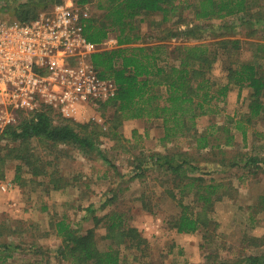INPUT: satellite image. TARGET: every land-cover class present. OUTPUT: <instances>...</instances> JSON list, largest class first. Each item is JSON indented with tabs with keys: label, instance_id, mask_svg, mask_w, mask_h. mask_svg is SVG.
Listing matches in <instances>:
<instances>
[{
	"label": "rangeland",
	"instance_id": "rangeland-1",
	"mask_svg": "<svg viewBox=\"0 0 264 264\" xmlns=\"http://www.w3.org/2000/svg\"><path fill=\"white\" fill-rule=\"evenodd\" d=\"M97 4V0L84 4L81 12L86 16L99 14ZM56 5H42L39 10L47 12ZM256 11L251 19L235 14L224 20L198 22L210 29L202 38L188 42L211 44L218 54L211 70L217 83L226 82L228 68L236 61H264V8L262 13ZM11 18L12 11H0V20ZM234 40L239 43L234 44ZM186 41L183 37L168 40L172 48ZM250 102L249 88L234 87L220 103L219 113L199 118L200 130L216 122L229 126L235 134L232 145L214 150H198L190 135L165 139L163 119L123 118L115 106L99 104L74 116L58 115L57 121L65 117L100 125L96 128L101 132L99 147L86 154L73 144L54 146L33 138L31 151L48 174L34 176L27 165L18 168L21 160L8 156L0 163V244L10 246L1 248L0 255H6V260L0 259V264H70L60 254L63 238L56 231V222L64 218L78 233L94 229L99 246L105 248L109 242L105 215L114 210L124 212L127 223L138 227L146 239L141 249L121 244L122 255L130 263L250 264V255L264 254V162L258 165L251 159L264 158V110L249 122ZM241 118L246 136L244 129L236 127ZM2 132L0 152L8 142L15 145ZM226 133L219 129L221 142ZM171 155L185 157L196 167L187 163L186 174L179 176L166 162ZM191 177H202L197 183L221 182L223 186L207 209L212 219L208 228L183 233L172 222L182 209L179 197L195 211L203 207L196 189L181 191L180 183L190 182ZM54 179L60 188L55 187ZM95 216L102 220L98 222ZM260 264H264V256Z\"/></svg>",
	"mask_w": 264,
	"mask_h": 264
},
{
	"label": "trees",
	"instance_id": "trees-1",
	"mask_svg": "<svg viewBox=\"0 0 264 264\" xmlns=\"http://www.w3.org/2000/svg\"><path fill=\"white\" fill-rule=\"evenodd\" d=\"M65 0H0V11H12L10 20L30 21L41 13L39 7L52 6ZM95 0H77L80 6ZM99 14L86 16L82 13L81 21L88 40L101 43L111 33H115L118 45L104 48L92 55V62L105 78L113 79L117 84V93L110 99L101 102V106H115L118 116L123 118H161L165 129V139L190 135L196 142L198 150L218 149L223 145H232L235 134L227 125L210 123L204 130L198 126L199 118L214 115L220 111V103L225 102L234 87L249 88L251 102L247 120L262 114L264 110V61H236L235 66L228 68L225 83H217L211 70L218 54L214 53L207 42L191 43L189 39H200L210 27L199 21L212 19L224 20L235 14H242L251 19L254 10L262 13L264 4L261 0H97ZM260 8V9H258ZM246 19V20H250ZM170 24V25H169ZM185 26V27H182ZM147 31V32H145ZM149 34V35H147ZM146 36L156 39L148 41ZM187 38L181 44L170 46L171 38ZM224 41V42H228ZM232 41V40H230ZM233 42V41H232ZM239 40H234L238 44ZM63 115L52 108H43L36 112L22 113L21 118L8 125L2 132L10 137L15 145L8 142L0 152V163L6 162V156L22 161L19 169L27 165L34 176L48 174L45 165L31 151L33 138L42 143L57 146L59 143L73 144L86 154H91L99 147V126L91 122H80L70 118L57 121ZM237 128H247L244 120L238 119ZM223 128L227 133L226 140L221 142L218 131ZM18 141V142H17ZM16 142V143H15ZM5 151V153H3ZM101 154V152H100ZM175 156V155H174ZM251 159L263 163L264 158L253 156ZM176 160V161H175ZM169 168L177 175H185L187 163L185 157H173L166 160ZM20 174L17 179L19 180ZM191 177L190 182L180 183L182 193L187 188L196 189L202 209L195 211L179 197L181 211L172 219L179 232L194 233L212 222L207 209L214 200L221 182L208 184L197 183ZM60 179V178H57ZM60 188L57 180L52 181ZM174 197H177L173 193ZM264 204V196H262ZM264 209V206H263ZM100 222L102 218L95 216ZM109 239L105 248L99 246L96 232L89 229L78 233L67 219L56 222L57 234L63 238L59 248L64 259L70 264H134L122 255L121 244L141 249L146 239L138 227L127 223L124 212L114 210L105 215ZM127 243V244H126ZM129 243V244H128ZM8 244H0V251ZM264 254L250 255V264H260ZM6 255L0 259L6 260Z\"/></svg>",
	"mask_w": 264,
	"mask_h": 264
},
{
	"label": "built area",
	"instance_id": "built-area-1",
	"mask_svg": "<svg viewBox=\"0 0 264 264\" xmlns=\"http://www.w3.org/2000/svg\"><path fill=\"white\" fill-rule=\"evenodd\" d=\"M81 15L65 1L30 21L0 20V133L24 112L49 107L69 117L116 95L92 55L118 40H88Z\"/></svg>",
	"mask_w": 264,
	"mask_h": 264
}]
</instances>
